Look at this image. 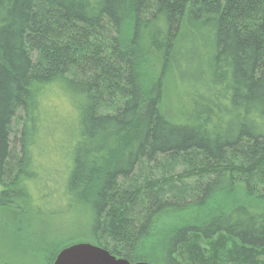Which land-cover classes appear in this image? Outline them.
I'll list each match as a JSON object with an SVG mask.
<instances>
[{"label": "trees", "instance_id": "16d2710c", "mask_svg": "<svg viewBox=\"0 0 264 264\" xmlns=\"http://www.w3.org/2000/svg\"><path fill=\"white\" fill-rule=\"evenodd\" d=\"M0 209L79 211L133 263L264 264V0H0ZM36 244L5 264L70 245Z\"/></svg>", "mask_w": 264, "mask_h": 264}, {"label": "rangeland", "instance_id": "374dc122", "mask_svg": "<svg viewBox=\"0 0 264 264\" xmlns=\"http://www.w3.org/2000/svg\"><path fill=\"white\" fill-rule=\"evenodd\" d=\"M48 104L53 105L54 113L57 112L69 114L70 112L69 105L63 97L54 96L51 98V100H49ZM14 124V127H19L18 121H16ZM49 133V131H46L45 135L48 136V141L50 144H54L57 139L54 138L53 135H48ZM44 142L46 143V140ZM48 155L49 157L46 155V159L51 158L55 161L56 151H48ZM2 210L3 211L0 209V264H5V256H9V259L13 258V260L15 259L18 261L31 258H28V256L32 254V248L37 246L36 243L43 239L49 240L52 238V240L55 242L61 243L63 245H67L76 241H82L84 239L82 232L84 230L80 222L81 212L79 211H71L58 217L56 222H53L56 225L54 230V228L51 226H49L47 229L42 222H38L34 226L30 217H27L23 213L15 214L13 212L10 213V211L7 212L8 210ZM202 214H205V212L202 211ZM45 221L47 222V219H45ZM18 239L24 242L21 248L15 246L17 243H19ZM8 244L14 245L17 248L15 253L11 254L12 251ZM8 248L10 249L11 253L9 252ZM23 248L28 252V254L27 252L25 254L22 251ZM6 253L8 255H6ZM36 255L38 257L40 256L39 248H37ZM258 259H264V255H260Z\"/></svg>", "mask_w": 264, "mask_h": 264}, {"label": "water", "instance_id": "95a60500", "mask_svg": "<svg viewBox=\"0 0 264 264\" xmlns=\"http://www.w3.org/2000/svg\"><path fill=\"white\" fill-rule=\"evenodd\" d=\"M54 264H154L147 261L130 262L111 254L105 248L90 242H76L63 248Z\"/></svg>", "mask_w": 264, "mask_h": 264}]
</instances>
